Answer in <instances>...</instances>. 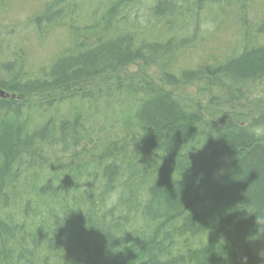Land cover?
Returning <instances> with one entry per match:
<instances>
[{"label": "trees", "instance_id": "trees-1", "mask_svg": "<svg viewBox=\"0 0 264 264\" xmlns=\"http://www.w3.org/2000/svg\"><path fill=\"white\" fill-rule=\"evenodd\" d=\"M179 1L155 0L154 25L137 29L113 17L143 0H119L96 20L102 27L83 37L115 24L122 32L58 56L38 78L8 80L6 65L0 66V89L19 100L52 94L40 105L0 99V264H264V120L245 127L227 115L211 125L172 90L212 84L233 100L264 83V18L259 39L247 41L237 56L171 73L164 67L200 10ZM49 11L35 18L37 25L58 15ZM148 61L159 65V77L140 65L126 82L113 84L119 97H131V120L142 133L124 174L108 150L109 128L84 130L80 115L59 122L47 116L33 130L21 126L31 113L45 115L69 98L80 101L77 108H97L111 87L81 86ZM56 92L65 94L56 100ZM93 140L102 167L54 157L58 144L76 148Z\"/></svg>", "mask_w": 264, "mask_h": 264}, {"label": "rangeland", "instance_id": "rangeland-1", "mask_svg": "<svg viewBox=\"0 0 264 264\" xmlns=\"http://www.w3.org/2000/svg\"><path fill=\"white\" fill-rule=\"evenodd\" d=\"M118 1L0 0V66L6 65L8 80L16 79V76L22 79L38 78L41 72L46 70L58 56L72 54L76 52L79 45L86 47L94 43L97 38L105 39L114 33L122 32L123 26L121 25V29L113 22L116 30L113 28L109 32L99 31L98 34L88 36V39L83 37L84 31L90 27L94 25L102 27L101 24H96V20L101 21L102 16ZM199 1L201 0H186V5L190 6L193 11L197 7L200 10L196 15L195 26L188 25V28H185L184 33H187L188 37H182L184 40L181 39L180 45L178 44L180 47L175 58L164 67L171 73L184 69L197 70L205 66L221 65L225 60L237 56L247 41L252 39L256 42L259 39L257 26L264 18V0H203L202 4ZM154 2L155 0H143L141 3H129L125 9L120 5L113 19L132 23L137 29L150 27L154 25L150 23L152 16L149 12ZM46 9H50L48 14L56 11L58 15L46 23L42 22L37 25L35 18L43 17ZM241 19L244 22H241ZM140 65L145 67L148 74L159 77L161 70L157 63L148 61L145 64L131 65L117 72L113 77L105 76L80 87L84 90L111 87L107 101L98 102L100 106L97 108L91 111L87 107L84 110L77 108V103L80 101L69 98L60 104L56 103L52 109L44 112L45 115L43 112L31 113L30 119L22 121L21 126L28 124L33 130L40 126L47 116L54 117L59 122L70 119L74 115H80L83 116L82 120L86 124L82 126L84 130L87 127L89 130H94L99 126L109 128L108 134L112 136V145L108 150L112 151L110 155H114V160L116 159L124 174V169L128 167L124 160L135 153V149L138 150L142 133L131 120L133 115L131 97H119L113 90V84L122 80L126 82L135 72H138ZM172 90L184 104L202 115L204 121L211 125H217L218 120L227 115L240 117L245 127H251L259 119L264 120V83L253 87L251 92L243 89L239 94L240 97L233 100L229 99L228 94L224 96L223 91L212 84L210 86L180 85ZM0 92H2V95L0 94L2 100L25 102L31 105H40L52 99V94L51 97L26 95L21 101L16 94L3 89H0ZM230 92L234 96L237 93L234 89ZM64 94L56 92L53 96L58 100L59 96H64ZM254 130L259 131L256 128ZM97 136L98 134H94L92 137ZM99 137L102 138L103 135ZM95 143L94 140L91 144L81 143L76 148H73L75 143L58 144L54 147V157L60 163L71 162L75 167L95 161L99 162L102 167L105 161L101 163L100 155L96 154L99 149L94 148ZM38 156L40 153H37L35 158ZM41 161L42 164L47 162L43 159ZM97 171L95 169L94 173ZM96 175L98 177V173Z\"/></svg>", "mask_w": 264, "mask_h": 264}, {"label": "water", "instance_id": "water-1", "mask_svg": "<svg viewBox=\"0 0 264 264\" xmlns=\"http://www.w3.org/2000/svg\"><path fill=\"white\" fill-rule=\"evenodd\" d=\"M0 94L2 95V92H0Z\"/></svg>", "mask_w": 264, "mask_h": 264}]
</instances>
